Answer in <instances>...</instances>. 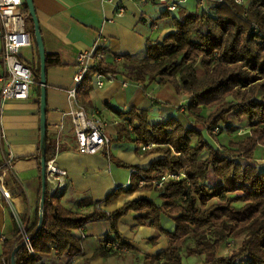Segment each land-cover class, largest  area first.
<instances>
[{
  "label": "trees",
  "instance_id": "16d2710c",
  "mask_svg": "<svg viewBox=\"0 0 264 264\" xmlns=\"http://www.w3.org/2000/svg\"><path fill=\"white\" fill-rule=\"evenodd\" d=\"M23 6L37 54L35 63L23 61L33 71L31 87H35L40 101V58L25 1ZM167 13L163 11L164 15ZM252 25L257 26V31L251 30ZM173 28L162 41L147 39L144 58L124 55L112 62L99 61L95 69H89L77 89V103L85 108L91 105L89 91L93 75L97 73L126 74L141 83L145 93L152 83L173 84L179 93L187 96V101L177 108V115L162 121H150L149 109L123 111L111 107L124 120L118 139L135 143L136 151H142L143 144L155 143L156 147L142 152L158 153L162 157L147 168H135L111 156L117 165L133 168L129 186L115 188L103 200L83 197L76 202L75 208L64 206L61 196L51 193L47 186L43 219L37 230L41 197V153L38 149L35 155L29 156L38 161L36 209L26 221L25 234L15 221L12 237L4 242L0 264L8 261L20 244L15 264H35L44 253L80 254L82 240L75 231L101 220L109 221L115 239L104 240L93 257L118 254L119 248H129L121 239L118 224L131 210L138 213L139 223L148 221L167 238L166 248L145 256L142 264H182L184 249L189 255H203L202 264H264V170L258 169L253 156L258 146L264 147V0H248L245 6L227 0L212 7L210 12L196 4L195 13L183 20L173 18ZM59 65L58 56L46 52V70ZM198 65L204 72L202 79ZM208 94L213 95V103L218 107L205 116L201 99ZM226 97L231 99L226 101ZM230 113L237 120H246L249 133L231 140L229 146L216 147L204 131L213 141L218 140L213 131L219 130L220 124H225L230 133L233 130L228 119ZM55 152L47 131V160L54 157ZM240 155L244 156L243 160H239ZM167 171H183L184 177L171 180L159 189L161 205L141 198L110 213L101 208L102 202L108 204L122 193L150 189L139 188L141 177L155 180ZM210 172L222 183L208 185ZM213 198L218 202L208 205ZM238 202L243 204L238 205ZM161 214L174 221V231L161 227ZM25 236L31 240L33 254L24 243ZM238 239L242 242L236 252L226 256L220 254L223 245Z\"/></svg>",
  "mask_w": 264,
  "mask_h": 264
},
{
  "label": "crops",
  "instance_id": "0c3cea01",
  "mask_svg": "<svg viewBox=\"0 0 264 264\" xmlns=\"http://www.w3.org/2000/svg\"><path fill=\"white\" fill-rule=\"evenodd\" d=\"M43 36L45 51L58 56L61 65L47 70V131L53 141L56 152L55 163L67 174L60 188L48 183L51 193L61 196V203L68 208H75L76 202L83 197L94 200L103 198L117 187L126 188L130 179L127 174L111 160V156L135 168H147L158 159L157 153L145 154L136 151V144L118 139L120 124L124 120L111 107L119 110L131 108L158 109L157 118L162 121L174 115L177 108L183 106L187 97L179 94L171 83H152L145 93L144 86L126 74L113 75L103 87H97L93 76L89 97L91 105L84 109L89 116H95L106 123L105 132L111 142L107 148L94 155L81 154L76 150V138L71 118V111L77 107L68 97V90L74 86L77 55L90 48L101 37L106 38L103 60L112 62L124 55L132 58H144L147 51L145 38V14L138 9L133 0H33ZM152 3V2H148ZM145 5V4H142ZM123 8V13L118 10ZM164 11V10H163ZM162 11V13H163ZM170 23L155 38L159 41L173 31ZM2 44L0 40V69ZM21 58L36 62L34 45L23 48ZM39 98L35 87L30 88L26 100H8L0 104V162L4 155L12 154L14 161L10 168H3L5 187L16 198V208L10 200L0 201V259H2V237H12L15 226V212L23 218L33 216L37 204L39 189L38 161L35 155L39 149L40 110ZM151 116V115H150ZM151 121V120H150ZM155 122V121H154ZM129 124V123H128ZM130 126V124L128 125ZM130 128V127H129ZM129 142V143H127ZM263 155L262 146L257 147ZM256 148V149H257ZM255 155V151H254ZM258 158V157H257ZM207 184L217 186L221 179L212 172L208 174ZM215 176L216 179H213ZM160 192L139 189L133 193H122L108 204L101 203L107 212L120 209L131 200L148 198L158 205L162 204ZM26 215V216H25ZM135 211H129L120 218L118 230L121 239L129 245L128 251L118 254L93 257L104 240L115 239L108 220H101L84 225L86 237L82 240V252L77 255L54 252L40 255L35 264H142L145 256L154 255L167 246V238L148 221L139 223ZM26 218V219H28ZM161 227L174 231L175 223L166 214H161ZM75 234L79 236L78 230Z\"/></svg>",
  "mask_w": 264,
  "mask_h": 264
},
{
  "label": "built area",
  "instance_id": "2783aa9c",
  "mask_svg": "<svg viewBox=\"0 0 264 264\" xmlns=\"http://www.w3.org/2000/svg\"><path fill=\"white\" fill-rule=\"evenodd\" d=\"M24 0H0V40L2 44L1 58L2 67L0 69V104L2 105L8 100H26L30 95V88L33 83V71L21 58L23 48L32 45L31 33L27 27V16L24 13ZM103 2H113V0H102ZM137 4H145L148 2H157L165 7V11L173 13L177 11L182 4L188 0H133ZM196 4L205 11L210 12L216 4L226 2L227 0H195ZM241 3V0H236ZM123 13V8L118 10V14ZM158 25L153 23V29H157ZM254 30L257 31V26L254 25ZM106 44V38L101 37L98 41L86 49L82 50L77 55L76 72L73 76L74 86L68 90V97L74 104L77 105L71 111V118L74 127L76 138V150L81 154H98L104 151L109 146L111 139L105 132L106 123L95 116H89L85 109L77 103V89L83 78L88 73L89 69H95L99 61L103 60V53ZM119 60V59H118ZM96 79L97 87H103L107 79L112 78L113 74L97 73L93 75ZM129 125V124H128ZM216 130H218L216 128ZM155 147L154 143L143 144L141 150L145 151ZM13 162L12 154L4 155V161L0 165V171L7 167L11 169ZM47 183H51L57 188L64 185L62 181L67 172L58 167L55 159L47 160ZM0 174V201L6 198L13 205L16 198L5 187V180ZM184 177V173L171 172L164 173L159 179L154 180L153 186L156 189H162L166 183L171 180H179ZM143 183V182H141ZM16 208V205L14 206ZM17 209V208H16ZM26 216V215H25ZM28 218V216H26ZM23 218L19 212H15V220L22 234H25V226L27 219ZM79 237L83 240L86 237L84 226L78 229ZM5 237L1 241L4 243ZM29 252L34 253L29 238L25 236L24 240ZM111 245V243H107ZM118 250L128 251L127 247H121ZM4 264H10V259L4 261Z\"/></svg>",
  "mask_w": 264,
  "mask_h": 264
},
{
  "label": "rangeland",
  "instance_id": "374dc122",
  "mask_svg": "<svg viewBox=\"0 0 264 264\" xmlns=\"http://www.w3.org/2000/svg\"><path fill=\"white\" fill-rule=\"evenodd\" d=\"M234 2H236V0H234ZM236 3L245 6L248 3V0H241V3H238V2H236ZM138 6H139L138 9L140 11H143L145 14V33H147V34H145V38L150 39V40H155V38L161 33V31L166 27L167 24L170 23L171 25H173V18L174 17L177 19L183 20L185 16L196 12V1L195 0H188L185 4H182L181 7L177 11H175L173 13H167V15H164L162 13V11L165 10V7L163 5L158 4L157 2L156 3L155 2L145 3V5L139 4ZM242 17L245 18L246 15L243 14ZM153 23H156L158 25L157 29H153ZM251 30L255 31L254 25H252ZM162 39H163V37L161 39H159V41H162ZM146 42H147V40H146ZM198 73H199V77L202 79V77L204 76V72H203V69L199 65H198ZM179 94H182V93H179ZM230 99H231L230 97H226V101H229ZM213 101H214V97L212 94H208L201 99L202 109H203L202 113L205 116H208L210 112L214 111L218 107V105L214 104ZM157 113H158V109H156L154 112L151 111V114H150L151 115L150 116L151 121L161 120L160 118H157V116H156ZM173 114L177 115L178 113L176 111H174ZM228 119L231 122L230 126L233 128V130L229 133L226 129L225 124H220L219 130H216V128H215V130L213 131V132L217 133V139L218 140H216V141H213L212 138L210 136H208L207 133L204 131L205 136L216 147L229 146V142L231 140H237L239 138L245 137L249 133V126L247 125L246 120L244 118L241 120H237L234 117L233 113H230L228 115ZM195 126H197V124H195ZM110 131H111V128H108L107 133ZM127 143H129V142H127ZM155 147H156V144H155ZM261 150H259L257 148L255 150V155H253V156H254V162L258 165V169L264 170V152L262 155V152H260ZM263 150H264V148H263ZM158 155H159L158 158L162 157V155H160V154H158ZM204 155H206L205 152H204L203 156ZM243 159H244V156L240 155L239 160H243ZM121 168H123L122 170L124 171V174H127L129 179H130L132 171H134L133 168H128V167H121ZM166 173L170 174L171 172L167 171ZM208 179L212 180L211 175H210V178L208 177ZM213 179H216L215 176L213 177ZM141 182H143V183H141ZM153 182H154V180H147L146 178L141 177L138 180V186H139V188L148 187L150 189H147V190H155V191L159 192V189H156L153 186ZM221 183H222V181H221ZM217 202H218V200L213 198L210 200L208 205H211V204L217 203ZM237 204L241 205V204H243V202H238ZM161 234H163V236H165L164 233H161ZM241 242H242V239H238L235 241H233V240L228 241L227 244H225L221 247L220 254L225 255V256L231 255L233 252H236L238 250V248L241 246ZM204 260H205V257L203 255H195V254L189 255L186 253L185 249L182 251V264H202L204 262Z\"/></svg>",
  "mask_w": 264,
  "mask_h": 264
},
{
  "label": "water",
  "instance_id": "95a60500",
  "mask_svg": "<svg viewBox=\"0 0 264 264\" xmlns=\"http://www.w3.org/2000/svg\"><path fill=\"white\" fill-rule=\"evenodd\" d=\"M28 10L30 17L33 21L34 33H35V41L38 48L39 58H40V139H39V149H40V173H41V197L39 204V222L37 226V230L40 228L42 219H43V207L44 200L47 188V158H46V150H47V70H46V51L43 41V36L40 29L39 20L37 17L36 9L33 0H24ZM29 241H31L29 239ZM25 243V242H24ZM23 243V244H24ZM22 244L18 245L12 252L10 257V264L16 263L15 254Z\"/></svg>",
  "mask_w": 264,
  "mask_h": 264
}]
</instances>
